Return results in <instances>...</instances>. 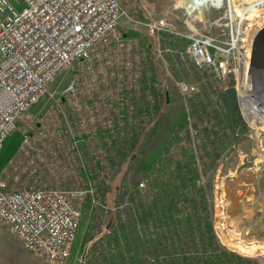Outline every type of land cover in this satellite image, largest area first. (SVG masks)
<instances>
[{
    "label": "rangeland",
    "instance_id": "1",
    "mask_svg": "<svg viewBox=\"0 0 264 264\" xmlns=\"http://www.w3.org/2000/svg\"><path fill=\"white\" fill-rule=\"evenodd\" d=\"M119 1L139 22L122 18L119 25L122 47L131 50L121 51L112 41L110 52L104 45L98 50H103V64L93 72L77 78L73 69L63 71L30 119L12 133L0 155V165L8 159L0 174L7 170L13 189L33 183L91 189L93 194L86 193L78 203L81 226L67 264H160L153 249L163 235L161 229H168L167 201H179V218L191 197L200 203L199 216L209 214L222 247L264 264V255L244 256L226 246L219 228L224 220L226 229L240 239L264 241V129L250 123L264 109V71L252 73L245 110L240 90L247 48L242 41L232 46V30L225 26L227 7L204 10L202 20L198 11L189 15L178 0ZM234 15L248 22L245 29H237L242 36L252 14H244L240 7ZM149 20L171 26L149 31L140 24ZM196 34L218 37L230 51L236 71L226 80L193 63L188 37ZM128 54L133 67L119 82L115 78ZM75 78L77 91L66 92ZM119 83L121 91L111 97L110 89ZM28 123L33 151L26 153L23 132ZM115 127L111 137L109 130ZM158 151V164L146 173L142 165ZM24 168L27 172H22ZM142 214L150 218L146 224L140 220ZM20 244L0 219L1 259L48 264L24 246L26 253L19 251Z\"/></svg>",
    "mask_w": 264,
    "mask_h": 264
},
{
    "label": "built area",
    "instance_id": "2",
    "mask_svg": "<svg viewBox=\"0 0 264 264\" xmlns=\"http://www.w3.org/2000/svg\"><path fill=\"white\" fill-rule=\"evenodd\" d=\"M251 5L264 6L246 3L242 6L244 14ZM223 7L229 13L225 26L232 30L233 44L238 38L237 29H245L248 22L240 16L232 18L228 0H210L203 12ZM122 18L131 24L139 23L123 10L119 0H0V151L5 140L30 119L31 111L63 71L73 69L79 78L82 73L93 72L98 63L103 64V50L98 51L102 45L110 52L114 41L117 48L124 49L119 30ZM140 24L149 31L171 26L165 22L152 24V20ZM188 39V53L197 68H210L220 80L236 71L231 66L230 51L223 48L218 37L196 34ZM124 50L129 52L131 48ZM126 58L122 72L118 71L115 78L119 82L127 79L133 67L131 55ZM77 78L66 92L77 91ZM122 87L120 83L112 87L111 97ZM23 134L26 153L33 151L29 123ZM22 172H27V168ZM88 192L93 194L91 189L84 191L78 184L52 187L33 183L13 189L5 169L0 174V219L33 256L48 264H67L81 226L78 203Z\"/></svg>",
    "mask_w": 264,
    "mask_h": 264
},
{
    "label": "trees",
    "instance_id": "3",
    "mask_svg": "<svg viewBox=\"0 0 264 264\" xmlns=\"http://www.w3.org/2000/svg\"><path fill=\"white\" fill-rule=\"evenodd\" d=\"M115 129L117 130V127L109 130L111 137H115ZM10 137L5 140L0 155L5 149ZM134 137L136 136L134 135ZM19 144L20 142L18 140L11 146V153L17 150ZM126 146L128 147L129 145ZM150 158L148 163L142 165L145 172H150V170L156 167L160 159V151L150 156ZM7 160L2 162L0 170ZM196 176L197 175H194L193 178ZM178 202L179 201H167L166 208L169 219L166 224L168 229H161L163 235L158 237V244L153 249V255L156 259L155 262L160 264H162V262L164 264H257L253 260L246 259L236 253L226 250L219 244L207 211L205 210V216H199V201H195L193 197H191V200L187 201L188 205H186L185 214L177 218L176 212H178ZM153 205L156 208L157 205H160V201L155 202ZM149 217L151 216L149 215ZM149 219H147L146 214H142V217H140L142 224H146ZM158 220L161 219L158 218ZM161 258L162 260L160 261Z\"/></svg>",
    "mask_w": 264,
    "mask_h": 264
},
{
    "label": "bare ground",
    "instance_id": "4",
    "mask_svg": "<svg viewBox=\"0 0 264 264\" xmlns=\"http://www.w3.org/2000/svg\"><path fill=\"white\" fill-rule=\"evenodd\" d=\"M210 0H197L196 3H194L192 0H178V3L180 6H182L184 9L188 11L189 15L195 14L193 13L194 10L198 11L199 17L203 20L204 14H203V7L204 5L209 2ZM219 3L222 2V0H218ZM256 2L257 5H264V0H228V3L230 4V7L232 9V18H234V13L237 11L238 8L242 7L246 3H253ZM255 6V5H254ZM251 5L249 14H252L250 20L251 24L248 26L245 33L238 34V38L232 46L236 47L240 41H242L244 44H246V54L243 55V65H244V78H243V85L242 89L240 90V95L243 101L244 109H248V103L247 98H250V92L252 91L253 85H252V65L250 64V57H251V49H252V43L255 34L257 31L264 26V6L261 8L254 7ZM254 7V8H253ZM243 8V7H242ZM242 61V60H241ZM249 69V72H248ZM250 105V104H249ZM259 112H262L261 114H255L256 116H252L250 118V123L257 128V126H261L262 129H264V109H261ZM253 113V112H252ZM250 116V115H249ZM259 136V135H258ZM259 139V146L261 148V137H258ZM264 159V158H263ZM262 159V160H263ZM223 186V185H222ZM221 187V182H220ZM219 193V201H223V190L220 188ZM220 228V236L222 241L226 246H228L230 249L249 257H257L264 255V241H251L247 242L239 237H237L235 234L230 233L226 229V224L224 220L220 222L219 224Z\"/></svg>",
    "mask_w": 264,
    "mask_h": 264
},
{
    "label": "water",
    "instance_id": "5",
    "mask_svg": "<svg viewBox=\"0 0 264 264\" xmlns=\"http://www.w3.org/2000/svg\"><path fill=\"white\" fill-rule=\"evenodd\" d=\"M250 64L252 65L251 73L255 70L264 71V26L254 36Z\"/></svg>",
    "mask_w": 264,
    "mask_h": 264
},
{
    "label": "crops",
    "instance_id": "6",
    "mask_svg": "<svg viewBox=\"0 0 264 264\" xmlns=\"http://www.w3.org/2000/svg\"><path fill=\"white\" fill-rule=\"evenodd\" d=\"M21 245V244H20ZM21 249H19V251H21V252H25L24 251V247L21 245ZM26 250V249H25ZM26 253V252H25ZM36 262V261H35ZM36 263H39V262H36ZM0 264H23L22 262H19V261H17V260H15V259H1V257H0Z\"/></svg>",
    "mask_w": 264,
    "mask_h": 264
}]
</instances>
